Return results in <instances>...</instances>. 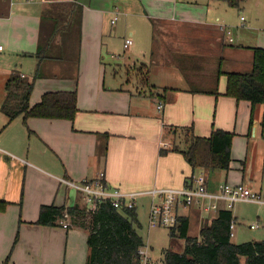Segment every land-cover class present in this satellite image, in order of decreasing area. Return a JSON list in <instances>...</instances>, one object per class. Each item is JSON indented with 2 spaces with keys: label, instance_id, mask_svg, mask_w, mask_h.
I'll return each instance as SVG.
<instances>
[{
  "label": "crops",
  "instance_id": "crops-1",
  "mask_svg": "<svg viewBox=\"0 0 264 264\" xmlns=\"http://www.w3.org/2000/svg\"><path fill=\"white\" fill-rule=\"evenodd\" d=\"M115 15L117 22L123 17L118 26ZM111 31L133 43L125 49L123 42V52H116L107 40ZM141 36L151 49L158 40L168 55L157 75L146 62L148 46L135 45ZM0 44L4 84L17 69L35 79L31 104L45 91L75 89L79 108L73 120L25 121L20 115L9 121L0 110V200L6 202L0 209V264L87 260L88 229L69 219L60 225L36 222L43 204L81 202V193L64 178L82 181L104 171L112 185L145 192L182 187L203 171L210 190L229 182L264 193V104L225 92L227 73L250 71L254 47L264 48V0H245L241 7L226 0H0ZM40 50L46 56L39 57ZM182 58L189 63L181 65ZM112 62L124 66L125 74L117 67L111 72ZM141 66L147 78L131 86L128 75ZM190 125L202 136L214 128L234 133L229 169L194 170L179 151L161 154L163 143L171 144L167 130ZM143 198L149 220L153 196L140 195L138 206ZM241 202L254 201L231 208L232 239L242 218L233 208ZM204 203L178 208L189 219V232L195 225L200 233L218 215Z\"/></svg>",
  "mask_w": 264,
  "mask_h": 264
},
{
  "label": "trees",
  "instance_id": "trees-1",
  "mask_svg": "<svg viewBox=\"0 0 264 264\" xmlns=\"http://www.w3.org/2000/svg\"><path fill=\"white\" fill-rule=\"evenodd\" d=\"M226 1L231 6L241 7L245 0ZM253 52L250 71L227 73L225 92L239 100H249L255 106L257 103L264 104V48L256 46ZM37 55L46 56L43 50L37 52ZM34 82V78L23 75L17 69L10 73L0 104V110L8 116L9 121L20 115L25 121L29 117L74 119L79 109L75 89L45 91L39 101L31 104ZM163 90H168V87ZM155 93L163 96L160 92ZM173 129L170 127L167 130V136H171V145L162 147L161 154L170 150L179 151L194 170H227L231 167L233 132L214 128L209 136H202L195 133L192 125L177 127L175 132ZM5 206L6 202L0 200V209ZM88 212L81 202L68 207L43 204L36 222L60 225L68 213L74 225L88 229L90 254L83 264H141L140 249L145 246V241L138 230L141 222L137 207L119 209L110 201H105L95 209L90 220ZM234 219L231 209L222 208L211 223L201 228L199 235H190L189 219L179 216L178 224L170 227V236L184 238L185 248L183 251L165 250L164 264H264V239L234 242L231 234Z\"/></svg>",
  "mask_w": 264,
  "mask_h": 264
},
{
  "label": "built area",
  "instance_id": "built-area-1",
  "mask_svg": "<svg viewBox=\"0 0 264 264\" xmlns=\"http://www.w3.org/2000/svg\"><path fill=\"white\" fill-rule=\"evenodd\" d=\"M117 15L112 19L115 23ZM244 20V16H241ZM224 29H227L224 27ZM230 34V30H225ZM233 38L229 36V41ZM133 43V38L127 37L124 41V48L127 49ZM4 49V45L0 44V51ZM159 109L163 108V104L158 105ZM164 146L168 147L171 144L164 142ZM64 183L75 188L83 196V201L87 210L92 213L100 203L110 201L115 207L123 209L126 207L134 208L138 206V197L144 193H149L153 196V201L149 210V226L150 227H172L179 222L178 208L181 205L190 206L195 203L205 201L207 210H221L222 208L231 209L237 201H254L264 203V193L254 191L247 184L237 183L232 184L223 182L219 184L216 191L210 190L209 181L206 174L202 171L194 175L190 182L182 187H166L153 188L151 190L142 191H125L118 186L112 185L106 178V173L101 171L93 178L84 179L82 181H74L62 179ZM225 202L226 207H222L220 202ZM69 217V214L66 213ZM64 226L68 224L64 222ZM260 226L259 223L253 224L252 228ZM234 229V221L231 224L232 235ZM141 264H164L163 261L152 257L148 246H143L140 249Z\"/></svg>",
  "mask_w": 264,
  "mask_h": 264
},
{
  "label": "rangeland",
  "instance_id": "rangeland-1",
  "mask_svg": "<svg viewBox=\"0 0 264 264\" xmlns=\"http://www.w3.org/2000/svg\"><path fill=\"white\" fill-rule=\"evenodd\" d=\"M122 18L123 17L121 16L119 21L118 22L116 21L117 26L122 23ZM155 37H157L156 34L153 35V38ZM124 39H125L124 34H122L119 31H117V34H114L111 31L110 35L107 37V40L111 42L110 44L111 49H114L116 52L118 51L123 52ZM135 45H137V47H139V49L141 50L147 48L148 46L147 51L149 52L146 51L147 53L146 62L149 63L155 75L159 73L160 69L158 68L160 65L162 64L167 65L168 55L167 53L165 54L162 53L160 48H162L163 45L161 43L159 44L158 40H155L153 44V48L151 49L150 44L148 45L147 43H144L143 37L141 36V38L138 40V43ZM107 47L108 46L106 44V48ZM153 51H155V53L157 54L156 56L152 54ZM107 61H110V60L108 59ZM142 61H145L143 60V57H142ZM186 61L187 60L185 58H182L181 65L183 64L187 65L189 62L186 64ZM114 67H117V65H115L114 62H112L111 65H109V70L113 72ZM117 68L119 69V71L122 68L120 74H125L126 68L124 66L117 67ZM120 74H119V77L121 76ZM145 74H146V71L145 70L143 71L140 68H138V71L136 69H133V70L131 69V72L128 75V77L130 76L129 78L132 80L131 86H136L137 84L140 85L139 79H141L142 81ZM109 75L110 74H108V77ZM138 75L140 77H138ZM4 93H5V84L3 80H0V101L1 99H3ZM80 198H81V203L84 206H86L83 201L82 194H80ZM142 202H145L144 198L143 200L140 201V204L137 207L139 220L141 222V226L138 227V230L144 238L145 246H148L149 248L150 255L158 259L159 261H163L165 250L173 249L176 251H183L185 248L184 238L180 236H175L171 238L169 227H150L149 226V220H148V214H147L148 206L146 204L143 205ZM233 210L237 212L240 216H242V218H241V222H237L236 230L239 229V234H237V236H233L232 240H237L238 238L243 239L241 241L252 240V239H264V203L241 202V203H237L236 206L233 208ZM90 218H91V214L90 212H88V220H90ZM67 219H69L70 221L71 220L70 216L69 217L66 216V219L62 220V222L66 221ZM252 223L254 224L259 223L260 226L252 228L250 226ZM196 230H197V227L195 225H192L190 228L189 234L197 235L199 232ZM236 230H235V233H236ZM243 263H244V259H243Z\"/></svg>",
  "mask_w": 264,
  "mask_h": 264
}]
</instances>
